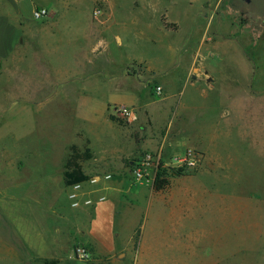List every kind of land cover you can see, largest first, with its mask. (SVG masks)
Returning a JSON list of instances; mask_svg holds the SVG:
<instances>
[{
  "label": "crops",
  "instance_id": "1",
  "mask_svg": "<svg viewBox=\"0 0 264 264\" xmlns=\"http://www.w3.org/2000/svg\"><path fill=\"white\" fill-rule=\"evenodd\" d=\"M239 2L0 0V206L16 211L24 201L44 199L40 207L26 205L27 214L41 219L34 218V225H55L60 232L71 216L92 260L111 254L115 231H138L150 211L154 224L185 231L191 201L208 191L190 190L195 181L179 177L156 192L135 182L130 166L150 152L171 159L195 150L201 177L224 183L231 182L235 137L264 153L258 92L223 83L204 55L209 42L239 25ZM254 2H247L252 15L264 18V0ZM41 8L49 16L37 20L34 12ZM186 21L193 25L188 39H199L193 50L185 42L156 47L162 33L164 39L180 34ZM150 32L158 40L152 44L156 56L127 55L129 40H144ZM185 55L192 58L180 79L175 74ZM118 107L134 109L138 120L117 117ZM73 147L89 155L80 162L87 176L113 179L87 187L105 202L68 214L65 171Z\"/></svg>",
  "mask_w": 264,
  "mask_h": 264
},
{
  "label": "rangeland",
  "instance_id": "2",
  "mask_svg": "<svg viewBox=\"0 0 264 264\" xmlns=\"http://www.w3.org/2000/svg\"><path fill=\"white\" fill-rule=\"evenodd\" d=\"M239 1L240 27L234 23L232 31L228 34L223 32L217 42H209L204 55L223 83L234 84L235 91L246 87L258 92L257 120L260 126L264 120V18L261 19L258 12L253 16L246 0ZM249 1L251 4L254 2ZM261 2L255 0L254 3ZM199 8L200 3H196L194 11ZM184 10L185 7L181 9L183 13ZM230 22L233 24V21ZM192 28L193 25L186 21L182 33H172L166 39L162 33L163 39L156 47L168 48L185 42L189 45L188 49L193 50L197 46L195 40L199 39H188ZM208 36L211 40L214 29ZM154 41L158 40L152 38V32L144 40L132 37L127 55L156 56L157 52L152 50ZM191 58L187 55L181 57L175 76L182 78V70ZM234 139L231 142L234 157L228 171L231 182L211 183L208 178L201 177L202 158L195 150L186 152L187 149H182L185 154L165 159L171 162L190 151L200 159L192 167L166 169L173 174V183L176 178L190 177L195 181L190 190L208 191L203 199L194 198L191 201L193 204L185 231L171 230L161 223L154 224L153 211H150V216L145 218L138 231H115L116 247L111 254L103 253L93 260L82 261L74 251L85 242L83 236L80 240L77 238L79 228L72 222L71 216L67 217L68 221L63 223L60 232L55 225H49L48 229L44 225H34V218L37 221L41 219L27 214L26 205L44 204L46 201L39 197L42 201H24L16 211L0 206V264H46L54 260H61L60 264H264V153L260 149H250L248 143L240 141V138ZM125 163V167L129 168L130 159ZM178 171L179 174L174 175ZM142 185L148 187L153 184ZM69 204L68 214L78 211ZM83 226L86 230V225Z\"/></svg>",
  "mask_w": 264,
  "mask_h": 264
},
{
  "label": "built area",
  "instance_id": "3",
  "mask_svg": "<svg viewBox=\"0 0 264 264\" xmlns=\"http://www.w3.org/2000/svg\"><path fill=\"white\" fill-rule=\"evenodd\" d=\"M100 14L99 10L94 11V15ZM49 16V11L45 8L37 9L34 12V18L37 20L46 18ZM163 89L157 88L158 95L162 94ZM117 117L123 119L127 123H134L138 120L137 112L129 107H118L114 110ZM198 155L193 151H190L184 156L173 159L168 162L164 159L162 151L158 153H146L140 159L135 161L132 165V175L135 182L139 184H153L160 170L166 169H184L197 165L199 162ZM113 179L112 174H106L104 176L92 177L89 181L81 184H77L69 187L68 198L71 207L79 209L81 207H92L98 203L105 202L107 198L105 196H99L94 198L92 196V190L87 187H99L102 182L111 181ZM75 256L82 261H89L92 258L90 250L84 246H77L75 248Z\"/></svg>",
  "mask_w": 264,
  "mask_h": 264
},
{
  "label": "trees",
  "instance_id": "4",
  "mask_svg": "<svg viewBox=\"0 0 264 264\" xmlns=\"http://www.w3.org/2000/svg\"><path fill=\"white\" fill-rule=\"evenodd\" d=\"M89 155L85 153H81V151L77 147L72 148V154L70 155L67 163H66V171H65V184L68 187L85 183L91 179V177L87 176L82 169L80 162L84 158H88ZM178 173L174 175H178ZM173 176L172 173H169L166 170H160L155 179L153 188L156 192H161L166 190L170 186V179ZM46 264H59L58 261H50Z\"/></svg>",
  "mask_w": 264,
  "mask_h": 264
},
{
  "label": "flooded vegetation",
  "instance_id": "5",
  "mask_svg": "<svg viewBox=\"0 0 264 264\" xmlns=\"http://www.w3.org/2000/svg\"><path fill=\"white\" fill-rule=\"evenodd\" d=\"M247 2H250L249 0H246Z\"/></svg>",
  "mask_w": 264,
  "mask_h": 264
}]
</instances>
